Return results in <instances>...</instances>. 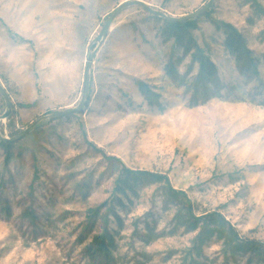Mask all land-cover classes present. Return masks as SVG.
<instances>
[{
    "label": "rangeland",
    "instance_id": "obj_1",
    "mask_svg": "<svg viewBox=\"0 0 264 264\" xmlns=\"http://www.w3.org/2000/svg\"><path fill=\"white\" fill-rule=\"evenodd\" d=\"M124 1L0 0V83L12 103L2 136L78 104L92 42ZM141 1L179 17L208 0ZM208 12L191 34L217 69V88L194 93L197 65L162 39L161 21L132 6L93 58L81 112L38 123L9 154L0 148V264H104L85 249L103 232L116 245L109 264H245L214 241L194 257L196 233L174 221L165 183L142 178L134 194L116 195L123 167L163 176L194 216L216 211L264 244V0H214ZM213 22L243 36L257 73H241Z\"/></svg>",
    "mask_w": 264,
    "mask_h": 264
},
{
    "label": "trees",
    "instance_id": "obj_2",
    "mask_svg": "<svg viewBox=\"0 0 264 264\" xmlns=\"http://www.w3.org/2000/svg\"><path fill=\"white\" fill-rule=\"evenodd\" d=\"M255 13L261 14L260 6H254ZM205 17H210L207 12ZM163 23L160 35L164 41L173 40L174 43L183 51L184 56L191 58V63L197 65V75L192 82L194 93L210 91L208 86L217 88L219 85L217 69L210 59L204 54L192 36V31L197 28V20H191L185 23H166L162 19L154 17ZM215 28L224 34L223 47L225 51L241 66L242 74L256 72V59L248 49L243 36L230 24L222 22H213ZM180 62V60H178ZM168 74L172 78H178L177 72L168 68ZM140 91L145 93V88L140 85ZM18 135V134H17ZM16 135V136H17ZM0 148L5 150L6 154L11 151L10 143L0 142ZM7 160H9V156ZM142 178H148L155 182L165 183V195L177 205V212L174 221L185 228L188 233H196L192 243V254L194 257L201 256L202 248L207 243L214 241L220 245V253L225 259L244 257L245 264H264V244L256 240L243 239L235 228L225 220V218L216 211H204L199 216L193 215L191 202L181 191L173 190L169 187L167 180L160 175L151 174L142 171H132L122 168L119 177L116 180L114 192L116 195L134 194L138 181ZM2 183L0 182V189ZM100 208L89 211V226H94V219L98 218ZM93 222V223H92ZM86 245V256L92 259V263L102 260L104 264L112 262V252L116 245L113 234L105 233L93 235ZM194 263V262H193ZM186 264V263H185Z\"/></svg>",
    "mask_w": 264,
    "mask_h": 264
},
{
    "label": "water",
    "instance_id": "obj_3",
    "mask_svg": "<svg viewBox=\"0 0 264 264\" xmlns=\"http://www.w3.org/2000/svg\"><path fill=\"white\" fill-rule=\"evenodd\" d=\"M214 0H208L206 4H204L199 10H197L194 13L175 17L166 14L165 12L158 11L150 7L148 4L141 0H125L124 2L120 3L118 7L105 19L102 28L98 34V36L93 40L92 45L94 46L93 51L88 55L85 66H84V74H83V84H82V91H81V98L78 102V104L70 109L59 111L52 113L50 115H45L39 117L33 124H31L27 129L23 130L21 133H19L17 136L9 139L7 137H4L0 134V142L2 143H10L13 144L17 141L22 140L28 133H30L35 126L42 122L47 121L48 123H52L55 121H59L61 119H67L75 114H79L81 110L83 109L87 95H88V88H89V75H90V68L92 65V61L96 53L98 52L100 46L104 42L105 38L107 37V34L114 22V20L119 16V14L124 11L125 9L132 7V6H138L142 8L145 12H147L149 15L153 17H157L159 19H162L166 23H185L191 20H197L198 18H201L205 16V14L210 10L211 6L213 5ZM0 96L2 97L4 103H5V112L0 116V122L6 118L9 117L11 112V101L8 96V93L0 83Z\"/></svg>",
    "mask_w": 264,
    "mask_h": 264
}]
</instances>
